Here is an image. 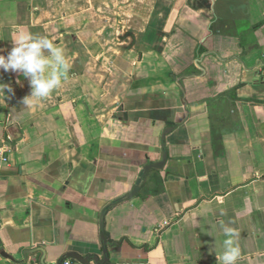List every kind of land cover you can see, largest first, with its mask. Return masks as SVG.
<instances>
[{"label": "crops", "instance_id": "0c3cea01", "mask_svg": "<svg viewBox=\"0 0 264 264\" xmlns=\"http://www.w3.org/2000/svg\"><path fill=\"white\" fill-rule=\"evenodd\" d=\"M15 30L69 72L26 107L28 78L0 70V248L219 264L223 221L237 264H264V0H0V54Z\"/></svg>", "mask_w": 264, "mask_h": 264}, {"label": "clouds", "instance_id": "9594fccd", "mask_svg": "<svg viewBox=\"0 0 264 264\" xmlns=\"http://www.w3.org/2000/svg\"><path fill=\"white\" fill-rule=\"evenodd\" d=\"M11 42L13 46L7 55L0 54V70L19 72L28 78L31 92L23 98L22 103L26 107L35 106L67 79L69 65L64 49L45 35L25 30H15ZM5 89L12 91L9 85L0 84V92L5 94ZM220 229L225 238L222 251L216 255L217 260L219 264H237L241 257L237 242L239 233L223 221H220Z\"/></svg>", "mask_w": 264, "mask_h": 264}, {"label": "water", "instance_id": "95a60500", "mask_svg": "<svg viewBox=\"0 0 264 264\" xmlns=\"http://www.w3.org/2000/svg\"><path fill=\"white\" fill-rule=\"evenodd\" d=\"M166 160V154H163V160L160 163H156V164H151V165H147L143 168V170L141 171L139 178L136 182V185L132 191V193L130 194V196H128L127 198H131L135 195V193L137 192V190L139 189V185L141 182V179L145 176V174H147L150 170H161L163 168V165L165 163ZM124 198H122L119 201H123ZM118 201V202H119ZM102 223H100V229L102 231ZM101 241H102V253L105 256V259L107 258V248H106V242L103 236V233H101ZM39 253L41 254L40 260H39V264H46L45 263V250L42 247H36L33 248L31 250H26L23 253L24 259L21 261H16L14 260V258L7 254V252L0 248V258L2 260L8 261L12 264H22L26 261V256L27 255H33ZM67 260H75L76 262L80 263V264H89L90 261H94L95 263H98L97 259L94 257L92 258L91 256H87V257H81L79 255H77L76 253H66L64 256H62L61 258H59V260H56L55 264H64L65 261ZM52 261V260H51Z\"/></svg>", "mask_w": 264, "mask_h": 264}, {"label": "built area", "instance_id": "2783aa9c", "mask_svg": "<svg viewBox=\"0 0 264 264\" xmlns=\"http://www.w3.org/2000/svg\"><path fill=\"white\" fill-rule=\"evenodd\" d=\"M7 163H8L7 151L5 148L0 147V171L2 167L7 165ZM31 264H37V263H31ZM65 264H69V263H65Z\"/></svg>", "mask_w": 264, "mask_h": 264}]
</instances>
